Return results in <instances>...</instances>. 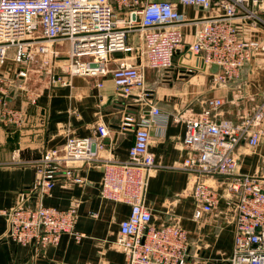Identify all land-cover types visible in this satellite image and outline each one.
I'll use <instances>...</instances> for the list:
<instances>
[{
  "label": "built area",
  "instance_id": "1",
  "mask_svg": "<svg viewBox=\"0 0 264 264\" xmlns=\"http://www.w3.org/2000/svg\"><path fill=\"white\" fill-rule=\"evenodd\" d=\"M178 3L203 9L214 7L222 13L203 18V24L195 29L193 41L186 47L179 29L185 15L169 0H0V69L8 48H12L14 80L26 79L32 68L44 69L48 82L60 84L72 75L110 76L121 96L144 99L151 93L145 84L144 70L170 67L177 53L187 73L193 71L187 54L197 57L204 70L216 64L218 70L212 78L222 84L239 77L254 50L264 52V40H242L234 22L243 17L264 26V17L253 9L258 0ZM131 34L137 36L134 46L127 41ZM134 49L138 50L140 63L109 66L111 53ZM14 83L0 70V121L18 127L23 114L7 103ZM19 84L23 86L24 82ZM223 104L221 97L207 98L201 114L186 119L182 138L186 154L177 167L194 178L190 194L196 204L195 219L210 211L221 196L206 178L226 177L222 195L234 205L233 246L227 259L210 264H264V175L238 172L235 156L239 143L253 147L260 140L264 94L248 114L235 121L215 117ZM148 113L137 121L126 115L119 126L124 131L135 122L126 160L99 157L108 135L104 123L95 125L92 136L70 135L61 147L44 150L34 162L38 177L28 188V194L36 193L41 198L60 177L81 182L76 166L100 162L101 195L130 206L113 242L124 254L123 264H200L191 254L187 231L177 220L171 218L157 224L143 204L146 174L156 165L149 150V126L156 118L165 116L156 106H150ZM28 194L21 193L18 202L3 212L8 222L5 236L19 244H30L35 250L56 244L64 233L73 234L76 239L81 237L74 230L76 205L58 209L38 201L29 206L23 203Z\"/></svg>",
  "mask_w": 264,
  "mask_h": 264
},
{
  "label": "crops",
  "instance_id": "2",
  "mask_svg": "<svg viewBox=\"0 0 264 264\" xmlns=\"http://www.w3.org/2000/svg\"><path fill=\"white\" fill-rule=\"evenodd\" d=\"M169 1L175 2L178 11L185 15L179 29L186 47L193 41L195 29L203 24V18L214 12L222 13L214 7L203 9L180 4L178 0ZM258 1L253 9L264 17V0ZM234 22L242 40H264V26L243 17L235 18ZM127 41L134 46L136 34L129 35ZM180 56L177 53L168 68L144 70L145 84L151 90L144 99L121 96L110 76L72 75L66 77L65 84L46 81L38 88L22 86L19 83L25 82L24 79L14 80V64L5 61L1 65L3 75L15 82L7 103L21 110L23 120L18 127L0 121V264H123L124 254L113 242L130 206L101 195L102 163L76 166L81 182L60 177L41 198L36 193L28 194V188L38 177L34 162L44 150L61 147L70 135L92 136L97 123L108 128L99 157L126 160L135 122L124 131L119 126L126 115L135 121L142 115L148 116L150 106L158 107L165 116L156 118L149 126V150L156 165L146 174L144 206L157 224L171 218L177 220L187 231L195 261L210 264L229 257L234 237V205L222 195L226 177L206 178L221 196L210 211L195 219L196 204L190 194L194 178L177 166L186 154L182 145L185 121L201 114L207 98H223L224 104L216 110L215 117L234 121L248 114L260 101L264 94V52L254 50L239 77L222 84H217L213 72L201 68L193 55L187 54L186 58L193 71L185 72L179 63ZM110 57V67L120 62L141 61L137 49L116 51ZM262 128L256 146L241 142L235 148L238 172L264 175V122ZM24 192L28 194L23 199L25 205L32 206L38 201L58 209L76 205L74 230L81 237L76 239L73 234L64 233L56 244L35 250L30 244H19L5 236L8 222L3 212L13 207Z\"/></svg>",
  "mask_w": 264,
  "mask_h": 264
},
{
  "label": "rangeland",
  "instance_id": "3",
  "mask_svg": "<svg viewBox=\"0 0 264 264\" xmlns=\"http://www.w3.org/2000/svg\"><path fill=\"white\" fill-rule=\"evenodd\" d=\"M12 53H13V49L12 48H8L7 52H6V59L5 61L7 63H10L11 61V57H12ZM47 74L45 73L44 69H39V68H32L29 73L28 76L24 82V84L26 86H31L33 88H38L41 87L42 83L47 81Z\"/></svg>",
  "mask_w": 264,
  "mask_h": 264
},
{
  "label": "water",
  "instance_id": "4",
  "mask_svg": "<svg viewBox=\"0 0 264 264\" xmlns=\"http://www.w3.org/2000/svg\"><path fill=\"white\" fill-rule=\"evenodd\" d=\"M217 70H218V66L216 64H212L209 67V71H211V72H216Z\"/></svg>",
  "mask_w": 264,
  "mask_h": 264
}]
</instances>
